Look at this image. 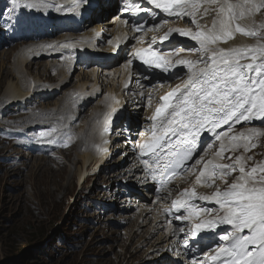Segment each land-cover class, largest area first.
Here are the masks:
<instances>
[{"label": "bare ground", "instance_id": "bare-ground-1", "mask_svg": "<svg viewBox=\"0 0 264 264\" xmlns=\"http://www.w3.org/2000/svg\"><path fill=\"white\" fill-rule=\"evenodd\" d=\"M31 5L28 10L31 13V16L41 18H56L60 21V23L65 22V26H73V24L78 25L79 27H85L89 21L96 19L97 17H103L104 14L109 13L111 11L114 12V16H112L111 20H108L106 24L102 25H94L89 29H85L81 33H65L60 37H56L55 39H43L38 42H30L25 43L23 46L15 52L13 55V60L11 61V69L5 70L4 65L2 72L0 73V87L6 83L5 90L0 95V104L19 106L22 108V105L25 104L26 101L31 100L34 92L36 90H31L32 88H37L40 83H44L42 80V74L39 73V77L32 76L31 73H26V68L32 66L35 62L32 60L33 58L39 57H56L65 54V58L63 61H56L55 63L44 62L42 64H36L37 68L44 66L43 70L46 74V71H49L54 68H59V73L63 80L65 79L68 68H71L73 65L74 55L84 52V57L86 58L87 63L93 64L92 70L87 71V73L79 78L75 84V92L68 95L65 100H62L59 105L57 103L54 106L33 108L29 111V113L24 115L17 116L15 118L16 123L19 120L23 119H31L27 124L24 123V127H21L18 131L23 132L27 135L31 131L36 130L38 126H50L51 124H56L55 120H60L61 124L58 130V146L61 148V155L59 156L61 161H56L54 164L55 168L58 169L59 175H57L56 169H43L44 163H46L48 157L46 156H37L35 157V165L34 169L37 168L39 170L43 169V171L52 172L51 177H58L60 181L64 182V188H66V193L71 190L74 186L75 180L77 179L78 184L86 177L91 174H98L99 170L102 168H106L107 160L109 157L108 148L113 141L118 140L119 138H123L124 134L121 129H123V122L126 119H130L132 131L137 126L136 124V115L139 113L143 106V98L142 93H146L143 85H145L142 81L144 77L140 74V70L138 66L133 62L130 54V47L134 43L133 48L137 42H141L146 40L145 34L136 36L133 30L130 28L131 22L134 20V16L132 13V9L135 10L137 14L138 7L147 8L149 1L148 0H30ZM122 6H125L128 10H121L117 13V9L119 7L120 2H122ZM223 0H221V3ZM232 3H236L237 0H231ZM97 4V5H96ZM113 7V8H112ZM121 7V6H120ZM190 7V6H189ZM218 8L219 5L203 3L198 11L194 13V17L197 20H201V18H206L209 23L203 22L204 27L201 29H197L196 31H192L189 27L182 24V21L191 22L193 21L187 15H181L179 18L181 19L180 24L176 29H184L186 31H190L192 33L203 31L208 32L210 30L215 31L213 29V24L218 19ZM90 12V13H88ZM264 10H261L260 13H263ZM35 14V15H34ZM162 10H158V13L155 12V9L151 12V21H154L159 15H166ZM85 15V16H83ZM247 16V13H246ZM245 22L241 20L236 21L235 23H239L241 26L248 25V30L252 29V25H250L251 19L249 16L246 18ZM263 18V17H262ZM45 20V19H44ZM100 21V20H99ZM56 22V21H55ZM104 22V21H103ZM110 25V28H109ZM197 27L199 25L196 23ZM243 25V26H244ZM52 26L56 28V24L53 23ZM104 26V27H103ZM242 26V27H243ZM51 27V26H50ZM49 27V28H50ZM108 27V28H107ZM219 28V24L216 25ZM245 27V26H244ZM52 29V28H51ZM48 30V29H47ZM159 36L152 40V43L156 44L159 48L163 50H178L180 54L185 53H196L193 60H188L192 62L191 64L182 63L184 58L176 60L174 64H171L170 67L165 71V76L161 73L153 72L150 74L149 78L146 79H161L165 81H169L174 79V81L180 80V77L177 75L180 74L181 70L187 65L193 71L198 70L199 68H204L207 65L204 63L205 60L208 59V56L203 55L200 51L202 50L199 46V42L197 40L191 39L189 36H180L173 32V34L169 37L168 40H164L163 37L165 34L158 33ZM239 32L234 33V38L228 40L226 43L219 42L217 44L209 45L210 49L215 48H236V47H251V45H244L245 37L238 35ZM247 41V40H246ZM262 44L258 42L254 46H258ZM197 45V46H196ZM137 46H140L138 44ZM194 46L198 47V50H194ZM83 55V54H82ZM74 56V57H73ZM117 57L114 63H118L114 68V78H112L110 83L107 81V74L109 72L105 71L102 67L106 62H103L107 57ZM72 57V58H71ZM8 58V57H7ZM78 59V58H77ZM83 59V58H82ZM54 62V60H52ZM108 61V60H107ZM131 61V63H129ZM4 62V61H3ZM100 64V65H98ZM197 67V68H194ZM14 70H13V69ZM91 68V67H90ZM12 70L14 73L12 74ZM5 71V72H4ZM10 72L13 75V78H10ZM37 72V71H36ZM191 72V73H192ZM81 73V72H80ZM190 73V74H191ZM47 75V74H46ZM120 78L117 82H115V76ZM29 76V77H28ZM109 76V75H108ZM113 76V75H110ZM60 77V78H61ZM48 78V76L46 77ZM107 78V79H106ZM8 79V80H7ZM59 80V79H58ZM109 81V80H108ZM188 78L182 81V83L174 84L171 83L167 88L161 91L159 95L158 101H161V97L167 95L169 92L179 88H184ZM109 84L107 91L104 97L98 101V103L93 107L89 108L84 116L81 124L77 126L76 132L74 129V117L78 116L79 111H82L81 107L90 99H93L96 95L101 93V90L106 84ZM30 86V87H29ZM33 86V87H32ZM35 86V87H34ZM107 86V85H106ZM46 91V89L44 90ZM41 92V97L44 93ZM71 92V91H70ZM2 105V106H3ZM1 107V106H0ZM55 111H58L59 116L55 114ZM83 113V112H82ZM125 113V115H123ZM155 115V112L153 116ZM61 116V117H60ZM152 116V117H153ZM40 117L47 118L45 121L41 122L39 120ZM138 117V116H137ZM151 117V118H152ZM78 119V118H77ZM20 122V121H19ZM51 122V124H49ZM149 124H145L146 130L148 132H152L154 126L158 124V121H153L150 119ZM15 123V124H16ZM21 123V122H20ZM119 125V126H117ZM260 125H264V118H256L248 122H242L240 124H236L235 130L238 132H249L251 129H257ZM227 125L222 126L221 128L216 129L215 131L210 130V126L206 127L204 131L200 132L198 140L204 142L207 139L216 136V133L226 127ZM115 131L113 134V138L110 137V132ZM75 132V135H72L71 138H65L67 134H72ZM121 132V133H120ZM264 132V129L263 131ZM28 135H33L30 133ZM21 138L19 140H15L16 144H19L21 147H31L28 141L23 140ZM75 143H74V142ZM74 144H73V143ZM227 145L226 141H220L218 146L221 144ZM252 144H256L257 147L251 148L250 151L243 150L242 147L236 148L235 152L226 151L223 155H225L223 163L221 161L220 164L230 163L232 156L235 153H238L240 150L246 155L247 153H251L255 151L258 147L261 148L264 145V135H260L258 137L254 136L251 140ZM68 146L65 147L64 145ZM52 145V144H50ZM73 145V146H72ZM9 150L13 148L8 147ZM80 149V150H79ZM113 149L115 151H119L118 155L113 159L112 167H117L116 170L110 173L111 179L106 184V191L110 192L114 186L120 187V193L117 194L120 196L118 203H123L127 209H135V211L139 214L134 215L133 217H137V221H140L137 224V230H140L144 225H148L150 223L148 232L150 234L146 236L144 239V243H148L150 238L158 234L156 239L153 241V250L156 249L159 253H161V258L153 261L156 255L150 256L149 259H152L148 264H171L174 261L169 258L170 251H180V256L177 257L174 264H186L187 257L192 253V247L204 248L208 246L216 245L218 241H223L220 237L226 234V229L231 228L229 225L218 224L211 228H205L203 230L197 231L195 229V224L201 223L204 220H215L218 217L217 214L220 211V207L215 202L211 201H202L196 198L191 199V206L184 212V215L188 217L189 209L195 208L197 210H201L200 216H193L192 220L189 221L187 227H185L187 232H191L195 236H189L187 239V243H182L180 245H176L180 237V230L178 229V224L181 221L183 223V219L180 217L182 214V208H177L174 206V202L178 199L181 200L180 196L170 197V193L168 191L163 190L166 186H158V181L154 175L153 167L150 164L149 160L138 158L136 155L134 156V149L131 144L126 142V139H122L114 143ZM120 149V150H119ZM19 150V149H18ZM17 151V150H16ZM220 152V149H219ZM218 152V153H219ZM69 156H65L68 155ZM136 157V158H135ZM59 159V160H60ZM137 159V161H136ZM221 159V156L220 158ZM264 161V157L262 158ZM145 161L148 163L145 164ZM211 161L213 164H216L215 157H208L207 160L201 165L199 169H197L194 173L195 176L191 177V181H186L182 183L181 180H174L169 183V189L172 190L174 187H183V192L185 189H195L198 195H212L214 192H208L207 189H213L215 185L226 184L224 180L219 178L215 179V183L212 187H208L203 182L197 183L196 177L199 175L200 171L204 169V166ZM109 165V166H110ZM33 166V165H32ZM111 167V166H110ZM33 169V170H34ZM60 169L63 171V175L60 173ZM76 169V170H75ZM38 171V170H37ZM73 171H75L73 173ZM56 174V176H55ZM108 175V177H110ZM189 176L192 175L188 174ZM240 175V174H239ZM238 175V176H239ZM237 176V177H238ZM225 180L231 179L224 178ZM133 180L135 188H130L126 186V183L130 184ZM203 181V178H202ZM180 183H182L180 185ZM228 183V182H227ZM58 182L55 183V186ZM126 186V188L124 187ZM153 189H156L153 192ZM107 193V192H105ZM112 194V192L110 193ZM140 201V202H139ZM213 206V207H212ZM212 208L211 213L203 212V209ZM210 210V209H209ZM223 215V214H222ZM121 216V215H120ZM122 218L131 219V216H121ZM171 219H177L175 222H171ZM136 220V219H135ZM148 220H151L147 222ZM136 221V222H137ZM143 222V223H141ZM136 226V224H135ZM144 228V227H143ZM247 231V230H245ZM227 242V241H225ZM252 246V245H249ZM248 246V247H249ZM254 246V245H253ZM258 248H255V255L246 257L247 261H250L251 264H258L260 259V250L259 246L255 245ZM224 247H229V244H224L220 247L217 252L210 253V251H206L202 256H209L206 258L209 264H222V261L227 264L231 258L224 257L221 255L220 259L213 260L212 257L217 255L218 252ZM139 248V247H138ZM251 248H249V251ZM166 253H165V252ZM209 253V254H208ZM165 256V257H164Z\"/></svg>", "mask_w": 264, "mask_h": 264}, {"label": "rangeland", "instance_id": "rangeland-1", "mask_svg": "<svg viewBox=\"0 0 264 264\" xmlns=\"http://www.w3.org/2000/svg\"><path fill=\"white\" fill-rule=\"evenodd\" d=\"M30 2V0H19V3L13 4L12 0H0V73L3 65L5 70L11 69L10 64L13 60V55L21 45L38 42L43 39H55L65 33L78 34L94 25H104L114 16V12L111 11L104 14L103 17H97L89 21L85 27H79L76 24L65 26V22L60 23L56 18H44V20L43 17L31 16L28 10L31 5ZM121 9L122 7L119 6L117 13ZM260 11L247 14L246 18L249 16L251 19L249 24L252 25V29L249 30L257 31L259 37L264 39V12L260 13ZM242 21L246 23L245 19L241 20V23ZM53 23L56 24V28L52 26ZM244 26L246 29L249 27L248 25ZM245 39L250 42L254 41L256 37L245 35ZM259 42L264 44V40ZM194 50H198V47L194 46ZM71 55L75 56H73V65L68 68L69 72H67L64 80L59 73V68L46 71V75L43 70L44 66L37 68L36 64L63 61L65 54L56 57L42 56L33 58L32 60L35 63L26 68V73L29 72L34 77L37 75L39 77V73H41L44 83L42 82L37 88L31 89L33 92L36 90L35 94H33L31 100L26 101L22 105V108L0 104V264H148L152 259L155 261L159 257L161 258L162 254L156 249L153 250V241L158 234L153 235L150 241L143 245L144 239L150 234L147 229L150 223L144 225V228L141 227L140 230H137V224L140 221H137V217L133 216H137L139 213L133 208L127 209L123 203H118L121 195L119 196L117 193L121 192L120 187L114 186L110 192L106 191V184L112 176L109 174H112L117 169L116 166L112 167L115 164L110 165L119 153V151L113 149L114 143L124 138L113 141L109 146L108 166L106 168L99 170L98 174H91L87 178L85 177L80 184L74 177V186L66 193L63 181H60L58 177H51V170L48 172L43 171L44 168L55 170L54 164H56V161H61L59 157L61 148L58 146V130L61 121L59 119L55 120L57 125L51 124V122L49 123L51 124L50 126L40 125L36 127V130L30 132L33 135H28L30 133L26 135L18 131L21 128L19 126L24 127V123L27 124L31 119L19 120L21 123L19 121L16 123L17 120L15 121V118H18L17 116L27 114L31 109L41 107V105L46 107V105L54 106L57 103L56 106H58V103L65 100L69 94L75 92V84L79 76L85 75L87 71L94 68L93 64L86 62L84 52L79 54V57H77V54ZM115 60H117L115 56L107 57L103 60L106 64L102 68L109 72L106 76L108 79L106 78L107 81L105 82L110 83L111 79L114 78L113 70L118 64L114 63ZM13 70L12 74L14 73ZM12 74L9 79L13 78ZM47 76L48 78H46ZM117 76H115V82L121 77L118 78ZM108 83L106 84L107 86L103 87L101 93L85 103L81 107L82 111H79L78 116L74 117L73 130L75 132L77 126L83 121L81 119L84 118L87 110L93 108L104 97L109 86ZM5 87L6 83L0 87V95L5 90ZM45 89L46 91H44ZM42 91L44 93L41 97ZM142 95L144 96V93ZM55 114L59 116L58 111H55ZM145 114L146 111L142 106L136 115V124L143 120ZM46 119L45 117H40L39 120L43 122ZM263 129L264 125L257 127V130L261 132ZM75 132L67 134L70 136L66 135L65 138H71L72 135H75ZM230 136L228 135V137ZM110 137L113 138L112 134ZM21 138L28 141L31 147L23 148L14 142ZM226 139L229 140L227 137ZM8 147L13 148L12 151ZM242 148L245 150L244 147ZM235 150L231 152H235ZM216 152L217 150L214 149L208 154L213 155ZM41 155L47 156L49 161L44 163L43 169H34L33 167L37 162H35V157ZM69 155L70 153L65 156ZM240 156L246 159V171L258 164L264 165L262 160L264 157V145L246 155L240 150L232 156L230 163L227 164L234 163L236 158ZM248 157H251V159H247ZM219 158L220 156H215L216 164H220L221 161L225 163V155L223 158ZM203 160L201 159L199 165H201ZM58 169H56L57 175H59ZM60 173L63 175L61 169ZM239 174L236 171L226 176V178L231 179L233 183ZM56 182H58V186H55ZM134 183L132 180L130 184L126 183V186L135 188ZM126 186L124 187L126 188ZM155 190L153 189V192ZM111 192L112 194H110ZM168 192L170 193L171 190ZM120 215H129L131 219L122 218ZM184 217V215L181 216L183 223L180 221L178 224L181 234L176 245L186 243L190 236V233L185 229L188 225V222H186L188 219ZM176 220L171 219L170 221L175 222ZM149 221L151 220L147 222ZM226 230L225 235L230 233L232 228H227ZM244 234L247 233L245 232ZM227 243L230 246V240L227 242L218 241L216 245L200 249L199 251L201 252L197 255H192L191 253L187 257L186 264H203L205 259L210 256L209 253L207 257L202 256L206 251H210V253L217 252L222 245ZM249 248L251 246L248 247V251ZM251 252L252 256L256 254L255 251ZM174 254L178 257L180 256V251L172 250L169 252V258L175 262L176 257ZM151 255L156 256L149 259ZM174 262L171 264H174Z\"/></svg>", "mask_w": 264, "mask_h": 264}, {"label": "snow or ice", "instance_id": "snow-or-ice-1", "mask_svg": "<svg viewBox=\"0 0 264 264\" xmlns=\"http://www.w3.org/2000/svg\"><path fill=\"white\" fill-rule=\"evenodd\" d=\"M12 2L17 4L19 0ZM149 3L170 16L187 15L192 18L193 23L194 13L203 3L219 5V8L218 19L213 24L215 31L192 33L184 29H170L163 37L164 40H168L173 32L180 36H189L199 42L206 55L209 53L210 55L204 61L207 66L193 71L184 88L178 87L161 97V106L151 118L158 121V124L153 127L152 140L143 145L144 149L155 154L159 149L171 145L169 151L172 155L183 161L190 160L197 147L199 134L206 127L210 126V130L215 131L227 125L232 129L236 124L264 118V44L230 49L209 48L211 44L226 43L233 39L236 32L258 38L257 31L247 30L235 22L245 19L246 13L252 14L264 9V0L258 2L237 0L236 3H232L231 0H223L222 3L221 0H149ZM217 23L219 28L216 27ZM136 55L145 64L167 71L165 67L167 60L164 55L149 49H140ZM222 135L230 141L227 145L222 143L220 152L217 153L223 158L226 151L239 147L250 151L251 148L257 147L251 140L254 136L264 135V132L251 129L247 134L239 133L230 137L226 132L216 133V139H221ZM147 163L145 161V164ZM245 165L246 159L243 156L237 157L234 163L227 165L213 164L209 161L196 177L197 183L203 182L212 187L216 178L227 183L224 179L226 176L236 171H239L240 175L226 190L221 191L217 188L210 196L198 195L194 188L185 189L180 193L188 200L196 198L215 202L223 210V215L217 219L195 224L197 231L218 224L231 226L232 231L220 237L223 241L230 240V246L222 248L213 256L214 261L220 259L222 255L231 258L227 264H251L245 259L252 256V252L247 250L248 246L258 245L260 250L258 264H264V165L258 164L247 171ZM174 206L178 209L185 207V201L178 199ZM200 214L201 210L191 208L188 217L184 218L190 219ZM245 230L247 234H243ZM222 264L225 262L222 261Z\"/></svg>", "mask_w": 264, "mask_h": 264}, {"label": "clouds", "instance_id": "clouds-1", "mask_svg": "<svg viewBox=\"0 0 264 264\" xmlns=\"http://www.w3.org/2000/svg\"><path fill=\"white\" fill-rule=\"evenodd\" d=\"M123 3L120 2L119 6H121V4ZM195 23H193V21L191 22H187V21H182L183 25H186L187 27H189L192 31H196L197 29H201L204 27L203 22H201V20H204V22H208V20L206 18H201V20H197L194 17ZM159 24V28L157 29L161 34L164 33H168L170 29H175L177 28V26L180 24L181 19L177 16H169V17H163L161 20L158 21ZM196 23L198 25H200L199 27H197ZM240 36L245 37V35L243 34H238ZM264 40L262 37H258L256 38L254 41H244V45H251V47H253L255 44H257L259 41ZM148 41H150L152 43V40L149 38ZM133 46V45H132ZM132 46L130 47V54H131V58L133 59V62L138 66L139 70H140V74L144 77V79H142L143 83L145 85H143L146 93L144 95L143 98V108L146 111V114L143 118V120L137 124V126H135V128L133 129V131L131 130V123L129 119H126L125 122L123 123V128L128 129V134L130 135V141H127V138L124 136L123 138L126 139V142L128 144H131V146L133 147L136 156L138 158H140L139 153H138V146H137V141L140 140L141 137V132L144 128V125L146 122L149 121V118H151L154 114V112L156 111V109L158 107L161 106L162 102L158 101L159 95L161 94V91H163L165 88H167L169 86V84L174 83V84H179L182 83L183 80H185L186 78L189 77L190 73L192 72V69L189 68V66L187 65V67L183 68L180 72L179 75H177V77H180V80L178 81H174V79L169 80L168 82L165 80H161V79H146L150 77V74L153 72H158L161 73L163 76H165V71L162 68H153V67H148L145 65H140L137 61H135L134 55H132V51L133 48ZM197 46V45H196ZM160 50H163L161 48H159ZM168 52V54L164 55L166 56V60H167V64L165 65V67H170L171 64H174L176 60H179L181 58H184V61H188V60H193L195 57V53H185V54H180L178 50H163ZM201 53H203V55L208 56L210 55V53L208 55L205 54V52L203 50L200 51ZM190 62V61H189ZM89 64V63H88ZM186 64V63H185ZM194 68H197L194 66ZM186 70V71H184ZM236 126H234L232 129H229L228 126L223 127L222 129H220L218 132L219 133H227L228 135H235V132H237L235 130ZM115 131H111L110 132V136L112 134H114ZM138 135V137L136 138V136ZM70 136V135H69ZM222 141H226L227 144H229V140L226 139L225 136L222 135L221 139ZM201 143H204L201 142ZM217 156V154H208L206 153L205 155L200 157L201 159H204L203 162L201 163V165L207 160V158L209 157H215ZM224 157V155H223ZM200 165V167H201ZM239 172V171H238ZM229 183H232V181L230 182L229 180H226ZM247 233V231H245ZM244 234V233H243ZM255 248H258L257 246H251V251H254Z\"/></svg>", "mask_w": 264, "mask_h": 264}]
</instances>
